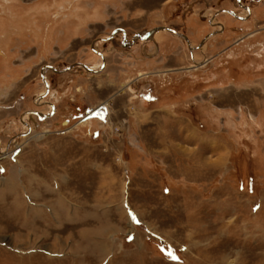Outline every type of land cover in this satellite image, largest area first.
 I'll return each instance as SVG.
<instances>
[{
  "label": "rangeland",
  "instance_id": "obj_1",
  "mask_svg": "<svg viewBox=\"0 0 264 264\" xmlns=\"http://www.w3.org/2000/svg\"><path fill=\"white\" fill-rule=\"evenodd\" d=\"M0 169V264H264V0H0Z\"/></svg>",
  "mask_w": 264,
  "mask_h": 264
},
{
  "label": "snow or ice",
  "instance_id": "obj_2",
  "mask_svg": "<svg viewBox=\"0 0 264 264\" xmlns=\"http://www.w3.org/2000/svg\"><path fill=\"white\" fill-rule=\"evenodd\" d=\"M0 171H3V170H2V169H0ZM165 191H167V189H165ZM254 210H255V209H254ZM132 218H133V222L139 223V221H138V220H136V218H135L134 214H132ZM170 258H173V257H171V255H170Z\"/></svg>",
  "mask_w": 264,
  "mask_h": 264
},
{
  "label": "bare ground",
  "instance_id": "obj_3",
  "mask_svg": "<svg viewBox=\"0 0 264 264\" xmlns=\"http://www.w3.org/2000/svg\"><path fill=\"white\" fill-rule=\"evenodd\" d=\"M240 4H242L241 2H240ZM243 5V4H242ZM157 30V29H156ZM156 30H153V31H149L148 32V34L146 35V36H148V35H150V34H152V33H154ZM142 37V36H141ZM144 37V36H143Z\"/></svg>",
  "mask_w": 264,
  "mask_h": 264
},
{
  "label": "flooded vegetation",
  "instance_id": "obj_4",
  "mask_svg": "<svg viewBox=\"0 0 264 264\" xmlns=\"http://www.w3.org/2000/svg\"><path fill=\"white\" fill-rule=\"evenodd\" d=\"M176 32V31H175ZM176 33H178V32H176ZM180 34V36H182V37H184V38H187L184 34H181V33H179ZM191 41H189V43H190ZM93 49H94V45H93ZM98 52V51H97Z\"/></svg>",
  "mask_w": 264,
  "mask_h": 264
}]
</instances>
